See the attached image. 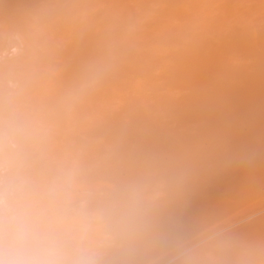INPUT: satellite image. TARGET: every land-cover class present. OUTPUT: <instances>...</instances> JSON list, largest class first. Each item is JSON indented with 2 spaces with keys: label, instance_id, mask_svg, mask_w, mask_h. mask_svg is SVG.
Listing matches in <instances>:
<instances>
[{
  "label": "bare ground",
  "instance_id": "1",
  "mask_svg": "<svg viewBox=\"0 0 264 264\" xmlns=\"http://www.w3.org/2000/svg\"><path fill=\"white\" fill-rule=\"evenodd\" d=\"M12 126L118 222L99 264H264V0H0Z\"/></svg>",
  "mask_w": 264,
  "mask_h": 264
},
{
  "label": "clouds",
  "instance_id": "2",
  "mask_svg": "<svg viewBox=\"0 0 264 264\" xmlns=\"http://www.w3.org/2000/svg\"><path fill=\"white\" fill-rule=\"evenodd\" d=\"M21 131L12 126L0 136V264H99L91 243L111 239L118 222L77 202L71 176L39 184L26 175L18 163Z\"/></svg>",
  "mask_w": 264,
  "mask_h": 264
},
{
  "label": "rangeland",
  "instance_id": "3",
  "mask_svg": "<svg viewBox=\"0 0 264 264\" xmlns=\"http://www.w3.org/2000/svg\"><path fill=\"white\" fill-rule=\"evenodd\" d=\"M12 50V53L15 52V50L11 49ZM11 53V52H10Z\"/></svg>",
  "mask_w": 264,
  "mask_h": 264
}]
</instances>
